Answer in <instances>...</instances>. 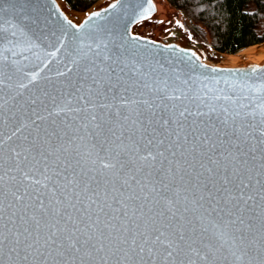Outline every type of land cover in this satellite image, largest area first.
Listing matches in <instances>:
<instances>
[{"label": "water", "instance_id": "water-1", "mask_svg": "<svg viewBox=\"0 0 264 264\" xmlns=\"http://www.w3.org/2000/svg\"><path fill=\"white\" fill-rule=\"evenodd\" d=\"M0 6V29L4 37L0 39V140L4 141L0 145V176H3L0 231L9 240L15 238L9 229L16 232L28 227L36 235L34 222L20 219L32 216L34 209H25L10 195L17 185L10 177L19 179L10 159L11 148L29 149L23 152L21 159L26 155L30 161L33 156L39 159L43 149H55L50 162H56L53 166H58L62 173L59 180L62 187L57 189V195L66 194L70 200L59 206L53 202L49 208L60 207L65 219L71 214L82 218L84 223L98 222L106 234L112 232L113 235L117 234L115 228L135 231L137 224L143 226L146 217L137 219V210L143 204V211L150 215L147 209L154 208L143 199L150 192L152 178L145 180L144 173L135 172L136 165L131 163L134 157L129 154L126 159L132 171L126 169V175H110L105 183V178L87 172L91 167L87 154L92 151L94 132H101V138L103 135L111 137L107 131L111 128L117 135L135 133L134 139H139L137 129L143 130L140 122L151 130L156 125L149 121L154 122L163 115L177 120L170 128L180 132L178 140L173 136L165 141L167 147L170 140H177L166 153L168 159L179 161V166L173 164L174 175L169 178L179 192L173 209H179L177 218L181 214L197 215L191 211L195 207L191 201L201 196L204 199L200 203L211 211L204 184L219 198L215 189L223 185L224 169L220 167L215 174H210L201 168L200 163L217 168L208 164L209 156L226 165L229 173L239 169L249 184L243 190V199L238 189L228 185L237 199H229L226 205L223 199L220 205L212 201L217 211L225 208L221 213L225 219L232 213L231 219L236 223L230 226V231L244 238L243 252L238 253L242 258L235 259L225 245L208 261L197 264H264V135H261L264 57L260 62L245 57L232 65L228 61L210 62L196 45L182 41L177 33L163 38L143 33L137 28L139 24L159 12L153 0H107L99 6L88 7L78 19L65 13L57 0H0ZM21 83L27 87L20 88ZM101 104L106 107H100ZM57 106L63 108L60 115L49 116ZM32 109L46 119L36 120ZM185 109L186 118L180 117L179 112ZM30 120H36L40 128L31 125ZM22 123L29 126L12 136ZM205 134L211 137L208 144L194 140L195 136L203 139ZM186 135L188 142H185ZM9 136L11 140L7 139ZM172 151L176 153L174 157ZM57 156L59 161H56ZM161 167L167 169L169 165L166 161L163 165L158 162L157 168ZM74 173H81L76 177L81 181L79 187L75 183L67 184L65 179H73ZM131 176L148 183V189L141 191V186L129 179ZM125 180L128 183H124ZM85 183L87 191H83ZM76 193H80L79 200ZM33 195L43 198L46 204L51 198V193L45 189ZM249 196L252 198L248 199ZM227 197L228 193H224V198ZM24 203L32 205L34 201ZM186 206L188 212L184 211ZM35 214L40 218L39 213ZM56 219L59 217L45 216L42 225L45 221L54 223ZM122 247L120 250L121 246L114 243L99 252L86 247L79 253L63 254L57 251L49 254L41 249L44 253L41 255L24 245L6 241L0 246V264H179V261L149 256L147 251L133 252L127 245Z\"/></svg>", "mask_w": 264, "mask_h": 264}, {"label": "snow or ice", "instance_id": "snow-or-ice-1", "mask_svg": "<svg viewBox=\"0 0 264 264\" xmlns=\"http://www.w3.org/2000/svg\"><path fill=\"white\" fill-rule=\"evenodd\" d=\"M93 15H97V13ZM12 35L14 36V33ZM3 38V29H0V39ZM255 70L253 69V71ZM34 79L35 77H33ZM18 86L22 89L27 87L23 83ZM261 87H264V85ZM175 99H179V97H175ZM32 103H35V101H32ZM144 103L147 104L148 102L144 101ZM108 106L110 107V105ZM100 107H106V105L101 104ZM62 111L63 108L57 106V109L49 112L48 115L58 116ZM32 112L36 115V109H32ZM186 112L187 109L179 112V116L186 118ZM188 114L191 115V113ZM262 116H264V113H262ZM43 119H46V117L36 115V120ZM93 119H96V117H93ZM124 119H127V117H124ZM36 120H30V124L35 125L38 129L40 125L36 123ZM152 123H155L156 127H152L149 130L148 127L143 126V122H140V128L143 130L137 129L139 131V139H134L135 133L132 136H124L123 133L117 135L111 128L107 130L111 133V137L103 135V138H101V132H94L92 134L94 141L91 145L92 151L87 154L91 165L87 172H95L98 176L105 178V183H108L107 177L110 175H126V169L127 171H132V169L128 168L130 161L126 159L129 154L134 157L131 163L136 165L135 172L144 173L145 180L148 177L152 178L150 181L152 184L150 192L146 193L143 199L152 204L155 210L153 207L148 208L147 213L150 214L148 215L143 211L145 205L142 204L140 206V209L137 210L139 213L137 219L146 217L143 226L137 224L135 231L130 228H115L117 234L113 235L112 232L106 234L99 227L98 222L84 223L82 218L73 217L71 214H67L65 219L60 207L49 208V205H52L53 202L59 206L70 200V197L66 194L63 196L57 195V189L62 187L59 183L62 173L58 166H53L56 162H50V157L54 155L55 149H43L39 152V159L33 156L30 161L26 155L21 159L23 152H28L29 149L25 148L22 151H18L16 148H11L9 149L10 159L15 165L19 179L17 176L10 177L18 185H14L15 190L11 191L10 195L16 203L23 204L25 209L29 207L34 209L32 216L27 217V219H25V216H21L20 219L25 220L26 223L28 220L33 221L36 235L34 236L33 230L28 227H25L23 231L16 232L9 229V233L15 237L14 240H9L8 236L3 231H0V246H3L8 241L17 246L24 245L25 248L32 249L43 255L44 253L41 249L49 251V254L51 251H57L60 254L64 252L79 253L86 247L99 252L115 243L121 246L120 250H123L122 246L127 245L133 252L138 250L139 253H144L147 251L149 256H159L164 260L179 261V264H185V259L187 264H197L198 261H208L213 253L224 249L225 245H228L232 256L237 260L241 259L242 256L238 253L243 252L241 245L244 238L243 235L237 237L230 231V226L236 223L235 220L231 219L232 213L229 212L228 218L225 219L221 216V213L225 212V208L220 207L219 211H217V208L212 206V201H215L216 205H220L223 199V203L226 205L229 199H237L236 196L232 195L231 190L227 187L228 185H233V187L238 189L240 191V199H243V190L248 188L249 184L245 182L240 170L234 169L233 172L229 173L226 165H221L220 160L209 156L208 164L215 165L217 168L207 167L204 163H200L201 168L210 174H215L220 167L224 169L221 176L223 185L215 189V192L219 194V198L211 190H208L207 184H204V189L210 197L209 205L211 211L200 203V200L204 199L201 196L199 199L191 201L195 205L191 211L197 212V215L187 217L181 214L177 218L179 209L175 211L173 209L178 203L179 192L172 186L169 178L174 175L173 164L179 166V161L168 159L166 153L170 151L173 144L177 143L180 136L179 131H174L170 128L171 124L178 123V121L162 115L154 122L149 121V124ZM28 126L29 124H20L12 132V136H16L17 133L21 132L22 128ZM85 127L87 126L85 125ZM95 127L100 128V125H95ZM179 127L182 129L183 125L180 124ZM261 135H264V129L261 130ZM12 136L7 139L11 140ZM173 136L177 140H170L168 146L165 147V141ZM24 139L27 140L28 137L25 136ZM210 139L211 137L207 136V134L204 135L203 139L200 136L194 137L195 141H200L205 145L209 143ZM126 140L131 141V143H125ZM185 142H188L187 135L185 136ZM3 143L4 141L0 140V145ZM171 155L174 157L176 153L172 151ZM0 159H2V156H0ZM56 161H59L58 156ZM165 161L169 165L167 169L157 168L158 162L163 165ZM146 169L150 171L145 172ZM84 175H87V173H84ZM198 175L200 174L198 173ZM79 176H81V173H74L73 179L65 177L67 184L75 183L79 187L81 181L76 179ZM89 178L93 179V177ZM129 179L135 180V183L141 186V191H145L149 187L148 183L135 176H131ZM2 180L3 176H0V181ZM124 183H128V181L125 180ZM21 187L23 191H21ZM221 188L223 191H221ZM40 189H45L48 193H51L48 204L45 203L43 198L33 195V193H39ZM87 190L88 185L85 183L83 191ZM151 193H155V195L153 196ZM224 193H228L227 198H224ZM75 195L79 200L80 193ZM251 198V196L248 197V199ZM184 199L186 200L187 197H184ZM25 200H33L34 203L29 205L24 203ZM70 206L76 207L74 204ZM199 209H203V212H199ZM76 211L79 212L80 209H76ZM184 211L188 212L189 208L186 206ZM35 213H39L40 218H37ZM48 215L59 217V219H56L54 223L45 221L42 225L43 217ZM124 216L127 217L128 213L125 212ZM88 220L91 221V216L88 217ZM61 221H63V224H61ZM80 224H84V226L80 227ZM105 227H108V225H105Z\"/></svg>", "mask_w": 264, "mask_h": 264}, {"label": "trees", "instance_id": "trees-1", "mask_svg": "<svg viewBox=\"0 0 264 264\" xmlns=\"http://www.w3.org/2000/svg\"><path fill=\"white\" fill-rule=\"evenodd\" d=\"M83 11L96 0H64ZM201 27L217 51L234 53L264 41V0H168Z\"/></svg>", "mask_w": 264, "mask_h": 264}, {"label": "rangeland", "instance_id": "rangeland-1", "mask_svg": "<svg viewBox=\"0 0 264 264\" xmlns=\"http://www.w3.org/2000/svg\"><path fill=\"white\" fill-rule=\"evenodd\" d=\"M106 1L107 0H96L91 7L99 6L105 3ZM162 1L163 6L161 11H159L152 19L144 21V24L140 23L142 25L140 26L139 24V26L137 27L143 33L149 34L157 38H163L171 33H177V35L182 41L196 45L202 56L210 62H226L228 61V58L230 56L237 57V63H240L238 61L244 59L245 57L254 58V60L252 61L260 62L258 60H261L264 57L263 56L260 59L259 57H261L262 55L260 56L259 53H253V55L250 56H244L240 53L241 51H244L258 44L241 48L234 53L220 52L215 50L208 43L207 35L201 27L195 26L194 23L190 20V18L184 15L172 4H170L168 0ZM66 5L70 10H73L67 3ZM91 7H89L88 9H90ZM86 10L74 11L78 12L80 15L83 16ZM260 44H264V41L259 43V45Z\"/></svg>", "mask_w": 264, "mask_h": 264}, {"label": "bare ground", "instance_id": "bare-ground-1", "mask_svg": "<svg viewBox=\"0 0 264 264\" xmlns=\"http://www.w3.org/2000/svg\"><path fill=\"white\" fill-rule=\"evenodd\" d=\"M57 1L59 3L60 7L62 8V10L65 13H67L72 19H78L81 17V15L78 12L70 10L63 0H57ZM153 1H154V4H155L157 10L161 11L162 6H163V1L162 0H153ZM240 53H241V55H244V56H250V55H253V53H259L260 56L262 55L261 57H259L261 59L264 56V44H260V45L258 44L256 46H252V47H250L244 51H241ZM236 58L237 57L230 56L228 58V64H230V65L237 64ZM258 61H260V60H258Z\"/></svg>", "mask_w": 264, "mask_h": 264}]
</instances>
